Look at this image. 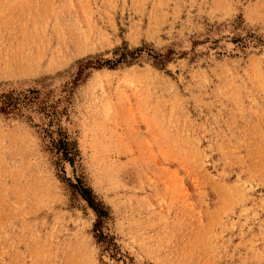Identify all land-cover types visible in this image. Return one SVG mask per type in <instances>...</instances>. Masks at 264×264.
Masks as SVG:
<instances>
[{
    "label": "rangeland",
    "instance_id": "obj_1",
    "mask_svg": "<svg viewBox=\"0 0 264 264\" xmlns=\"http://www.w3.org/2000/svg\"><path fill=\"white\" fill-rule=\"evenodd\" d=\"M0 264H264V0H0Z\"/></svg>",
    "mask_w": 264,
    "mask_h": 264
}]
</instances>
